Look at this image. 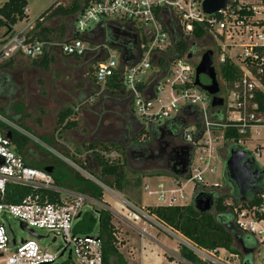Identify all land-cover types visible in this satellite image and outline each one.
Wrapping results in <instances>:
<instances>
[{"label":"built area","instance_id":"obj_1","mask_svg":"<svg viewBox=\"0 0 264 264\" xmlns=\"http://www.w3.org/2000/svg\"><path fill=\"white\" fill-rule=\"evenodd\" d=\"M202 1L92 0L75 16L68 39L60 43H43L31 38L28 33L36 17L0 45V60L21 56L35 61L46 50H57L66 57L102 55L94 64L93 78L98 87L95 93L73 109V113L99 99L106 91L107 83L117 78L120 95L129 103L131 118L140 132V144L151 140L152 127L172 117L184 120L186 124L181 142L189 148L185 174L179 180L171 178L169 182H158L153 187L142 186L145 195L154 196L159 201L157 207L187 206V202L197 195L196 186L200 192L219 189V184H208L205 180L206 175L216 174L215 163L219 155L223 153L224 160L231 146L245 152L246 158L258 168V177L263 179L257 194H260L261 204L233 207V224L237 231L250 235L257 244L252 264H255L256 257L259 264H264V0H229L223 10L211 16L202 12ZM106 26L133 36L135 45L130 52L122 54L101 41L96 42L97 34L92 31ZM197 29L205 32L204 38L215 40L213 67L216 73L217 67L225 62L232 63L241 71L240 76L224 89L227 107H220L221 122L210 120V97L194 86L196 65L191 64L192 58L184 55L166 63L173 49L172 36L188 39ZM238 49L243 53L236 54ZM221 98L224 103V97ZM196 117L199 128L195 126ZM0 122L30 137L18 125L1 118ZM45 150L73 167L53 149L48 147ZM102 154L105 155L104 152ZM105 157L114 160L116 152L112 151ZM83 177L116 197L101 181L87 173ZM10 183L56 194L59 199L50 202L46 196L41 199L35 195L17 204L0 200V264H60L58 262L62 259V263L68 264H103L101 240L90 234H75L74 225L86 207L108 209L101 205V201L58 187L50 174L28 166L5 135H0V198ZM188 185H192L189 195L185 193ZM122 201L120 210L124 214L118 213V216L135 227L142 225L143 228H137L141 238L148 236V229L156 228L177 240L179 247L168 250L167 264H247L240 252L242 248L235 253L223 247L202 248L160 222L148 209L150 206ZM225 204L230 205V202ZM8 219L16 221L20 229V225H24L25 230H21L25 232L46 231L52 243L60 239L61 246L54 253L46 252L37 245V240L43 238L38 235V239L29 235L27 240L17 243L13 235L11 238L8 235V231L11 233ZM114 238L117 240L115 234ZM181 249L187 251L193 261L182 256Z\"/></svg>","mask_w":264,"mask_h":264},{"label":"trees","instance_id":"obj_2","mask_svg":"<svg viewBox=\"0 0 264 264\" xmlns=\"http://www.w3.org/2000/svg\"><path fill=\"white\" fill-rule=\"evenodd\" d=\"M69 5L66 7L57 6L54 3L50 8L42 12L36 19L35 23L43 21L44 19L52 18H61V19H72L74 20L75 16L82 10V8L92 0H68ZM27 6V0H7L0 6V29H5V34L2 36L0 44H2L8 36L13 34L12 27L17 23L22 22L27 18L25 14ZM73 22V21H72ZM72 26V23H71ZM40 28V27H39ZM71 29V27H70ZM54 31L50 28L41 27L38 35L41 37L38 41L46 43L49 42V37ZM64 35V29L61 30V36ZM205 32L197 29L193 32L191 37L188 39H183L176 35L172 36L173 49L170 51L167 57L166 63H169L173 58L183 57L184 55L192 54L190 44L193 41H201L204 39ZM77 38V36H74ZM102 43L110 46L112 49H116L119 53L125 54L130 52L132 49V43L123 45L124 51H119L118 48L121 45V39L118 35L111 34L105 37L102 40ZM55 51V50H54ZM53 50H46L45 53L40 57V59L31 61V66L38 68L41 71H48L49 66L54 62L55 53ZM94 56V55H93ZM98 59L102 58V55H95ZM74 60H81L82 57H67ZM14 62L12 60L6 61L5 63L0 64V70L3 68L10 67ZM241 74L240 69L233 65L232 63L225 62L217 67V78L221 80L223 84V89L229 87L232 82L239 77ZM0 76L2 74L0 73ZM2 79V77H1ZM2 86V83H0ZM96 88L93 89L92 94L95 93ZM121 87L119 80L117 78L111 79L107 83L106 91L101 96L103 99L106 96L110 95H120ZM10 95L5 93L2 88H0V112L8 113V110L1 106V98L4 96ZM86 93H80L78 101L81 103L86 98ZM123 103L126 100H122ZM129 105V103H128ZM76 114L73 113V110L69 108L64 109L57 113V126L59 130L70 131L77 127V122L73 119ZM125 124L121 125L120 130L118 131V136L116 141H102L97 140L93 141L88 145L87 149L91 150V154L86 157L84 160L82 168L87 169L91 175L97 177V180L105 181L106 184L114 191L122 195L126 199L138 200L140 194L141 179L143 178V171L131 170L129 175L126 172L127 166V154L131 156L134 160L142 157L157 156L158 153L154 154V150H159L164 146L165 139L169 143L168 152L170 158H175V153L179 152L181 144V134L185 128V121L172 117L163 121L160 125L152 127L150 130L151 140L148 143L140 144L138 138L140 132L136 126L135 121L130 116V109L125 113ZM223 119L221 108H211L210 120L215 122H221ZM198 118L196 117V127L199 128L200 124L198 123ZM10 131L11 133V145L15 151L21 155L26 161L27 165L31 168L43 170L48 166H44L38 156L32 153L30 149V140L19 134L18 132L10 129L8 126L0 122V135H6ZM230 135L235 136L234 133ZM226 136V135H225ZM228 136V135H227ZM34 137V136H33ZM165 138V139H163ZM82 146V145H81ZM114 147H119L121 150L120 161L119 159L106 160L98 153L97 151L110 153L113 151ZM235 147H228V150ZM189 161V155L187 156ZM87 161L88 164H87ZM86 162V163H85ZM50 173L54 183L60 188H69L75 190L83 195H86L90 199L100 202L102 199V190L95 185L93 182L87 180L80 174L74 172L72 178H66L64 175L56 176L54 168ZM171 173V172H170ZM134 174L136 178H129L128 176ZM224 175V174H223ZM173 179L179 180L182 177L175 176L171 174ZM132 177V176H131ZM131 180V182H130ZM225 186L220 193H216L218 189H213L208 192H200L197 189V195L202 197H210L212 199V207L207 213L197 212L193 204L190 203L185 207H150V212L166 226L170 227L172 230L178 232L186 239L192 241L194 244L205 248V249H214L217 247H223L229 250L230 252H236L237 249L243 248L248 252L246 256L243 257V260L247 264H252V255L257 248V244L253 237L250 235L240 233L237 231L233 224V207L245 206H254L260 205L261 199L260 194L251 198L248 196V199L251 198L249 203L241 204L238 202L237 196L234 193L232 187L226 181L224 176ZM69 182L71 187H67L66 183ZM131 183H133L131 185ZM263 184V179L262 183ZM260 185L257 187L259 189ZM39 195L41 199H44L46 196L50 202L57 201L59 195L44 192L36 191L31 188L19 186L16 184H7L5 186L4 192L0 200L7 204H17L20 203L24 198L28 196ZM225 201H229L230 205L225 204ZM97 219L95 220L92 215L88 212L82 213V215L77 219L74 225V233L80 235H89L94 227L97 224V238L101 240L102 247V262L103 264H123L121 257L116 247V240L114 234L117 230L112 224V215L109 211L98 209L96 212ZM180 254L187 259L193 261L192 256L185 251L184 249L180 250ZM68 264V263H60Z\"/></svg>","mask_w":264,"mask_h":264},{"label":"rangeland","instance_id":"obj_3","mask_svg":"<svg viewBox=\"0 0 264 264\" xmlns=\"http://www.w3.org/2000/svg\"><path fill=\"white\" fill-rule=\"evenodd\" d=\"M5 1L7 0H0V6ZM54 3H56L57 6L62 7L69 5L68 0H27L26 13L29 18H35L50 8ZM72 21L73 18L44 19L43 21L33 24V31L39 27L50 28L54 32L50 35L49 42L60 43L69 38ZM18 26L19 25L16 27ZM62 29H64L63 36H61ZM96 38L97 43L102 42V38L99 37V35H97ZM190 45L193 55L190 62L193 66L198 63L200 55L204 51L211 50L213 54H215V40L212 38H204L201 41H192ZM54 53V62L50 65L48 71H39L31 65L26 66L27 64H23L24 59L19 60L20 66L17 67V69H11L14 73H18L20 69L25 71L21 73L18 82L10 84L13 89L12 92L9 87L6 89L5 93H9L10 95L1 98V106L6 108L8 113L5 114L4 112H0V118L18 125L30 135V137L28 136V139L30 140V149L32 150V153L38 156V159L44 166L53 167L55 174H57L56 176L64 175L69 179L72 178L74 172H76L83 176L87 173L91 177L97 179V177L91 175L87 169L81 167L86 157L91 154V150H88L87 147L92 140L97 141L100 139L102 141H116L121 125H124L125 120H127L125 113L130 109L128 102L126 100V102L123 103L122 100L126 98L119 94L106 96L103 99L100 97L90 105L87 104L78 109L73 118L77 122V127L75 129L70 131L59 130V127L57 126V113L66 108H69L70 110L75 109L80 103L78 101L80 93H86L85 98H87L92 95L93 89L98 87L93 78L94 64L98 57L96 58L95 55L87 54L82 57L81 60H78V63L80 64H75L74 59L61 55L57 50H55ZM235 53L240 55L243 53V50L238 49ZM18 58L20 57H17L16 59ZM1 62L6 61L0 60V63ZM31 67L34 68L35 71L32 69L28 72V69ZM78 67H82L83 69L81 68V71H79L77 70ZM200 81L203 84L208 83V79L204 76L200 77ZM217 81L220 89L218 96L224 97L223 107L226 108L227 103L223 84L218 78ZM35 139H37L38 142ZM41 146L53 149L60 156L72 163L73 167L66 164V162L63 163L53 158V156L45 150L46 148L44 147V149ZM97 150H95V153H98L104 159H109L105 157V155L108 157L109 153L103 155L102 152ZM113 151L116 152L115 159L118 158L120 161L121 159L119 157L122 153L120 148L114 147ZM155 153H158V150H154V154ZM219 157L220 158H217V162L215 163L216 174L206 175L205 177L208 184L217 183L220 185V188L215 191L216 193H220L225 186L223 175L224 160L222 159L223 153H221ZM109 160L111 161V159ZM88 162L89 161H87V164ZM79 164L81 165L79 166ZM155 166L156 164L151 165V163H149L147 168L143 169L144 166L138 165L136 159L134 160L133 158H130L127 160L126 172L129 175L131 170L138 172L143 171V174H141L143 175L141 186L147 184L150 187H153L158 182H169V179L172 178V173L163 168L154 169ZM128 177L131 178V180L136 178L134 174ZM101 182L107 189L112 190L105 181ZM132 184L133 183H131V185ZM66 186L71 187L69 182L66 183ZM191 188L192 185H188L185 193L189 195ZM140 189H142V187ZM114 192L116 197H113L106 189H102V200L107 203L111 210L116 211L118 205L123 203V201H121V195L116 191ZM128 200L130 202L135 201H132L131 199ZM192 201L193 199L191 198L187 202V205L192 203ZM226 202L229 201H225V203ZM142 204L150 207H157L160 205L159 201L156 200L154 196H147L145 193L142 197ZM98 209L99 207L97 206L93 209L86 207L83 213H90L96 220V212ZM7 222L12 233L11 234L8 231L10 238L13 235L17 243H19L20 240H27L29 238V234L22 231L16 221L8 219ZM112 224L114 225V228H117V233L115 234L117 237L116 247L123 264H136L134 261L135 254L132 253L135 248V252L137 251V254L142 255L141 264H152V262H155L156 264H167L168 250H172L174 246L177 245V240L175 238H169L164 233L157 231L156 228L151 232L154 234L158 232V234H156V239L152 240L145 237L142 240V244L139 245L137 243L139 241L137 234L135 233L132 235L130 239L127 227L124 226L119 219L113 217V215ZM120 230H122L121 233L119 232ZM97 231L98 227L97 224H95L90 236H97ZM34 232L36 235L43 237L42 239L37 240V245L40 249L49 253H54L61 246V240L58 239L55 243H52V238L46 231L34 230ZM118 233L121 235H118ZM130 241L133 242L130 243ZM177 247L179 246L177 245L176 249ZM261 252H263V249L260 250V253ZM162 256L165 259L164 262L161 260ZM156 259L159 261H156ZM63 260L64 259L60 260L58 263H62ZM255 264H259L258 257L255 258Z\"/></svg>","mask_w":264,"mask_h":264},{"label":"water","instance_id":"obj_4","mask_svg":"<svg viewBox=\"0 0 264 264\" xmlns=\"http://www.w3.org/2000/svg\"><path fill=\"white\" fill-rule=\"evenodd\" d=\"M229 0H203L201 3L202 12L205 15L211 16L216 14L218 11L223 10L228 4ZM99 29L92 31V33L99 35ZM113 34L118 35L119 30L112 29ZM102 40L105 38L104 33ZM188 59L191 58V54L187 56ZM97 61L100 59H96ZM194 86L199 87L201 90L207 93L210 97V108H220L223 106V99L218 96L220 93L219 84L217 81V75L215 69L213 67V52L211 50L204 51L199 58L198 63L194 69ZM204 76L208 79L207 84H203L200 81V77ZM7 140H11V133L8 131L5 135ZM166 147H169L166 145ZM175 149H179L178 155V163H176V167H179L172 174L175 176L182 177L188 165L189 148L186 145H181L180 147H176ZM186 156L185 159H182V156ZM127 158L130 159L131 156L127 154ZM224 176L226 181L232 187L234 193L237 196L238 202L241 204L249 203L251 198L257 196L260 192L257 187V178H258V168L254 165V163L246 158V153L237 149L228 150L227 155L224 157ZM44 172L50 174L52 168L46 167L43 169ZM248 196H252L248 199ZM194 209L203 214L210 211L212 207V199L210 197H202L200 195H196L192 201ZM80 215L77 216V219ZM22 230L24 229V225H20ZM27 233L35 238H39L33 231H27ZM240 252L243 256L248 254L243 248L240 249Z\"/></svg>","mask_w":264,"mask_h":264},{"label":"crops","instance_id":"obj_5","mask_svg":"<svg viewBox=\"0 0 264 264\" xmlns=\"http://www.w3.org/2000/svg\"><path fill=\"white\" fill-rule=\"evenodd\" d=\"M38 17V16H37ZM36 18V17H35ZM35 18H29V16L27 15V18L25 19V20H23L22 22H19V23H17L15 26H13L12 27V32L14 33V32H17V31H19V30H21V29H23L26 25H27V23H29V22H31L32 20H34ZM17 25H19L18 27H16ZM16 27V28H15ZM41 28V27H40ZM40 28H38V29H36L35 31H33V27H32V29L31 30H29V33H28V35L31 37V38H33V39H35V40H38L41 36L40 35H38V33H39V30H40ZM44 28V27H43ZM5 34V29H0V41H1V39H2V36ZM1 45V44H0ZM17 57H20V58H18V59H16ZM16 58H14V59H11L14 63L10 66V67H7V68H3L2 70H0V73L2 74V76H0V83H2V86H0V88H2L3 90H4V92L6 91V89H8V87L10 88V91L12 92L13 91V89H12V86L10 85V84H12L11 82H10V79H9V77H10V75H14V74H17V73H14L13 71H11V69L13 68V70H15V69H17V67H19L20 66V59H24L23 60V64H27L26 66H29V65H31L30 64V60H28V59H25V58H23V57H21V56H17ZM9 61V60H8ZM2 63H5V62H1L0 64H2ZM34 67V66H33ZM36 68V67H35ZM34 70V68H30V70ZM38 69V68H37ZM39 70V69H38ZM77 70H79V71H81V67H78V69ZM35 71V70H34ZM40 71V70H39ZM19 72V71H18ZM1 77H2V79H1ZM53 158H55L54 156H53ZM55 159H57V158H55ZM58 160V159H57ZM142 187V186H141ZM140 187V188H141ZM66 188V187H65ZM141 191H140V194H139V198H138V200H136V201H133V202H130L128 199H126V198H124L122 195H121V201H122V199H124V200H126V201H128V202H130V203H132V204H135V205H138V206H144L143 204H142V197H143V195H144V193H143V190L142 189H140ZM114 192V191H113ZM115 193V192H114ZM116 195V194H115ZM103 196V195H102ZM114 197V196H113ZM101 205L103 206V207H105L106 209H108V211L110 212V213H112V215H113V217H116L117 219H119L120 221H121V223L124 225V226H126L127 227V229H128V231H129V238L131 239V237H132V235H134L135 233L137 234V236H138V239H139V241L137 242L139 245H141L142 244V240L145 238V237H147V238H149V239H152V240H155L156 239V234H158V232H156L155 234L154 233H151L152 232V230H154L153 228L152 229H148L147 230V233H148V236H144L143 238H141L140 236H139V234H138V231H137V228H143L142 227V225H137L136 227L133 225V224H131V223H129V222H125V221H123L119 216H118V213H122V214H124V212L123 211H121L120 210V204L118 205V209L116 210V211H114V210H111L110 208H109V206L107 205V203H105L102 199H101ZM146 207H148V206H146ZM114 226V225H113ZM116 230H117V228H116ZM120 233L122 232V230H120L119 231ZM117 233V232H116ZM120 233H118V235H121ZM131 242H133V241H130V243ZM135 246H136V244H135ZM176 246L177 245H175L174 246V248L173 249H175L176 248ZM134 247V246H133ZM132 248V247H131ZM172 249V250H173ZM135 250H136V248H135ZM135 250L133 251V249H132V253L133 254H135V259H134V261L136 262V264H141V257H142V255L140 254H137L136 252H135ZM165 250H167V249H165ZM162 253V252H161ZM162 255V254H161ZM161 260L164 262V257L162 256V258H161ZM156 261H159L158 259H156ZM152 264H156L155 262H152Z\"/></svg>","mask_w":264,"mask_h":264},{"label":"flooded vegetation","instance_id":"obj_6","mask_svg":"<svg viewBox=\"0 0 264 264\" xmlns=\"http://www.w3.org/2000/svg\"><path fill=\"white\" fill-rule=\"evenodd\" d=\"M112 29L113 28L111 26H106L104 28H100L98 33H99V35H102V36H103V33H104V37H107V36L113 34ZM118 37L121 39V45L122 46H119L120 49H123V45H127L129 43H132V46L135 45V42H134V39H133V36L132 35H126V34L118 33ZM192 56L193 55L191 54V58H192ZM78 62H79L78 60H75L74 63L75 64H80ZM24 71L25 70L20 69L17 74L10 75V77H9L10 82L12 84L15 83V82H18L21 73H23ZM28 72H30V69H28ZM163 143H164V146L161 149L158 150V155L157 156H155V157L154 156H149V157H142V156H140L139 158L136 159L137 164L138 165H141V166H144L143 169H146L147 168V165L149 163H151V165H155L156 164V166L154 167V169L155 168L156 169L163 168V169H165V170H167V171H169L171 173L175 172L179 168V167H176V163H178V155H179V152H176L175 153V158H170L169 157V153L170 152L167 154L169 147H166V145H168L169 143H167V140L166 139H165V141ZM181 144H182V142H181ZM185 158H186L185 155L182 156V159H185ZM150 167H152V166H150ZM261 183H262V177H258L257 178V184H258V186ZM262 185H260V186H262Z\"/></svg>","mask_w":264,"mask_h":264}]
</instances>
